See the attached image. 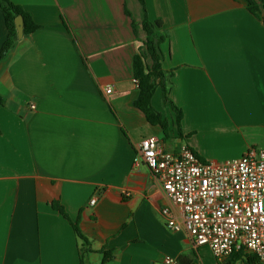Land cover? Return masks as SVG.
<instances>
[{
    "label": "crops",
    "instance_id": "1",
    "mask_svg": "<svg viewBox=\"0 0 264 264\" xmlns=\"http://www.w3.org/2000/svg\"><path fill=\"white\" fill-rule=\"evenodd\" d=\"M9 1L41 27L0 64V264H81L75 222L90 242L84 264H103L104 252L113 253L108 264H245L218 262L171 230L169 199L135 160L150 137L204 162L264 150V23L247 2L144 0L149 20L162 23V67L183 116L179 137L158 89L152 103L169 121L166 137L135 106L134 59L147 38L139 0ZM7 36L0 8V51Z\"/></svg>",
    "mask_w": 264,
    "mask_h": 264
},
{
    "label": "built area",
    "instance_id": "2",
    "mask_svg": "<svg viewBox=\"0 0 264 264\" xmlns=\"http://www.w3.org/2000/svg\"><path fill=\"white\" fill-rule=\"evenodd\" d=\"M138 149L136 164L150 169L171 203L162 209L171 230L186 232L196 248L209 247L218 262L248 251L264 264V150L204 162L187 146L166 151L156 137L144 139ZM164 264L177 261L166 258Z\"/></svg>",
    "mask_w": 264,
    "mask_h": 264
},
{
    "label": "trees",
    "instance_id": "3",
    "mask_svg": "<svg viewBox=\"0 0 264 264\" xmlns=\"http://www.w3.org/2000/svg\"><path fill=\"white\" fill-rule=\"evenodd\" d=\"M144 7L145 19L143 21V31L147 35V38L143 41L139 50V54L134 59V72L135 79L138 81V87L140 90L139 97L135 103V106L141 110L147 117L148 121L154 126H160L168 137L170 124L162 113L157 111L153 106V97L158 89H161L164 96V103L170 105L172 110L176 113V124L178 127V134L181 137V121L182 110L177 107L170 99L169 95L173 87L172 73L166 72L162 67V61L164 59L163 52L161 50V44L164 38L160 35L159 31L162 28L161 22H152L147 17L144 0H139ZM251 14L264 23L262 13L264 11V0H245ZM0 8L3 11L5 22L8 29L7 40L5 41L0 51V64L7 57L10 51L18 42V30L16 26V20L22 17L24 20V37H28L41 26L36 24L31 15L26 12L22 7L13 4L9 0H0ZM129 15L128 11H126ZM133 30L138 35L137 27L133 22ZM0 103H2V97L0 96ZM55 210L59 211L66 219H69L63 206L60 204H53ZM77 237L83 242L81 251V264H84L85 252H91L89 248L90 242L87 237L82 233L79 224L77 222L72 223ZM83 253V254H82ZM103 264H108L113 258L112 252H104ZM231 258L234 260L242 259L245 264H259L258 259L255 256L247 255L244 252L234 253ZM245 258V259H243ZM182 261V260H181Z\"/></svg>",
    "mask_w": 264,
    "mask_h": 264
},
{
    "label": "water",
    "instance_id": "4",
    "mask_svg": "<svg viewBox=\"0 0 264 264\" xmlns=\"http://www.w3.org/2000/svg\"><path fill=\"white\" fill-rule=\"evenodd\" d=\"M16 26L18 30V38L23 39L24 37V20L22 17L17 18Z\"/></svg>",
    "mask_w": 264,
    "mask_h": 264
}]
</instances>
